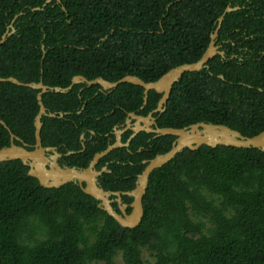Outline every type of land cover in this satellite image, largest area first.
<instances>
[{"label":"trees","instance_id":"16d2710c","mask_svg":"<svg viewBox=\"0 0 264 264\" xmlns=\"http://www.w3.org/2000/svg\"><path fill=\"white\" fill-rule=\"evenodd\" d=\"M45 1L0 0V38L22 13L13 22L15 33L0 45V77L60 88L76 75L109 82L132 75L153 82L196 62L217 18L227 6L240 7L225 14L218 38L228 40L226 58L243 61L216 55L208 69L184 73L157 125L205 122L246 137L264 130V55L258 60L264 52V0H52L43 6ZM36 7L41 10L32 11ZM83 87L42 96L48 112L66 113L42 118L43 147L78 151L80 134L86 130L89 138V130L95 132L84 151L61 159L68 167L86 168L113 141L105 135L142 105L138 86L121 84L110 94L98 85ZM36 95L29 87L0 82V120L30 146ZM159 98L150 91L137 113L154 110ZM174 139L139 133L128 147L99 161L96 169L111 161L100 186L130 191L142 161L167 152ZM8 145L9 133L0 124V148ZM27 171L19 160L0 162V264H116L119 254L123 264H144L143 251L152 264H264V152L258 149L202 146L176 154L150 174L143 216L132 229L98 209L76 183L46 189ZM112 208L119 213L116 202Z\"/></svg>","mask_w":264,"mask_h":264},{"label":"water","instance_id":"95a60500","mask_svg":"<svg viewBox=\"0 0 264 264\" xmlns=\"http://www.w3.org/2000/svg\"><path fill=\"white\" fill-rule=\"evenodd\" d=\"M51 1L52 0H46L43 6ZM57 2L59 3L60 0H57ZM170 5L171 4L168 6ZM238 9V7L227 6L223 14L217 18L216 27L209 37V44L196 62L178 65L168 70L153 82H144L139 77L132 75L123 76L114 82H109L102 78L87 80L81 75H76L72 77L69 86L66 88H60L46 86L41 80L37 83H21L14 77H0V82H10L17 86L29 87L36 90V100L38 104V112L33 120L34 143L32 146L24 143L20 138L12 134L5 123L0 120V124L9 133V145L0 148V162L19 160L28 168L27 175L35 178L39 185L46 189H57L67 183H76L84 194L92 197L98 202V209L104 211L108 216L113 218L120 227L132 229L141 222L143 216L142 198L146 192L150 174L155 169L160 168L171 161L176 154L182 152L184 149L195 151L202 146L210 148H215L217 146H231L234 148H255L264 152V130L252 137H246L225 125L205 122L191 124L184 128H160L156 127V119L153 117V114L159 116L165 111L172 87L184 73L199 72L203 69H208L209 67L207 66V63L210 59L214 58L216 55L224 57V52L220 51L219 46L216 44L218 31L224 20L225 14ZM38 10H41V8L36 7L32 9V11ZM21 14L22 13L15 16L11 21L7 32L0 38V45L4 44L7 38L15 33L13 22ZM41 48L43 49L44 55V47L42 46ZM219 78L223 79L221 75ZM79 84H82L84 88L98 85L102 90H107L108 92L116 89L121 84L138 86L143 89V105H146L148 93L150 91L160 95V98L157 108L148 114V116H136L134 113H130L129 118L125 121V128L123 130H119L115 126V142L108 145L104 150L95 153L86 168L59 166L57 163L59 154L54 148L42 146L40 133L43 126V117L62 118L66 113L48 112L42 103V96L49 92L66 94L71 91L73 86ZM81 90L79 92H81ZM132 119L135 121L133 124L131 123ZM152 126H154V128H152ZM128 130L131 131V134L126 142L122 143L120 135ZM141 132L147 134L153 133L156 134L157 137L172 136L175 139L172 142L171 148L167 152L157 154L152 159L142 161L144 168L141 173L137 175L133 189L127 192H111L104 190L98 183V178L101 176L105 168H102L101 170H96L95 168L99 160L107 156L114 149L128 147L131 140ZM81 138L83 139V136ZM14 141L19 142L20 145L15 144ZM47 151H52L53 154L47 157ZM122 196L130 198L131 202L129 204L123 203ZM113 202H116L119 213L113 210ZM128 208H130L129 213H127Z\"/></svg>","mask_w":264,"mask_h":264},{"label":"flooded vegetation","instance_id":"af4514ba","mask_svg":"<svg viewBox=\"0 0 264 264\" xmlns=\"http://www.w3.org/2000/svg\"><path fill=\"white\" fill-rule=\"evenodd\" d=\"M239 9H240V7H238ZM238 9V10H239ZM245 33H243L242 35H244ZM252 37V36H251ZM240 38V36L237 38V39H239ZM228 42V40L227 41H220L219 40V38H217V40H216V44L219 46V50L220 51H223L224 52V57H222V59H233V58H238V60L240 61V62H242L243 61V57L242 56H240V57H238V56H235V55H230L228 58H226V53H225V51L223 50V47H224V45L226 44ZM239 43V42H238ZM235 43H232V45H234ZM246 54V52H244L243 53V55H245ZM263 57V53L260 55V57L258 58V60L259 59H261ZM246 59H249V57H247ZM84 88V87H83ZM83 88H82V90H83ZM81 90V89H80ZM81 90V91H82ZM100 91H103V92H105V94H110L111 92H108L107 90H102L101 88H100ZM143 98V97H142ZM159 101V100H158ZM158 101H157V104H158ZM157 104H156V108H157ZM146 105H147V103H146ZM146 105H143V99H142V105L139 107V109L136 111V112H127L126 113V117H125V120H124V122H123V124H120V125H116V127H117V129H119V130H123L124 128H125V121H126V119H128L129 118V114L130 113H134L136 116H143V117H146V116H148V114H150L152 111H150V112H148L146 115H141V114H138L137 112L138 111H141V110H143V108L146 106ZM84 108V105L82 106V108L81 109H83ZM155 108V109H156ZM154 109V110H155ZM161 115V114H160ZM159 115V116H160ZM159 116L157 115V114H153V117L156 119V127H158V125H157V119L159 118ZM135 121H134V119H132L131 120V123L133 124ZM115 127V126H114ZM114 127L112 128V131L110 132V133H108V134H106L105 136H109V134H112L113 135V141L110 143L109 142V140H108V145H111V144H113L114 142H115V134H114ZM152 128H154V126H152ZM128 131H130V130H128ZM128 131H125V132H123V133H121V135H120V137H121V142L122 143H125V142H123L122 141V139H123V136L126 134V132H128ZM85 132H86V130H84L81 134H80V136H79V140H80V145H81V149L80 150H78V151H69V152H67V153H61L60 152V147L58 146V147H53V146H49V147H47V148H54L55 149V151L59 154V157H58V159H57V163H58V165L59 166H66L65 164H63V163H61V159L63 158V157H65V156H70V155H73V154H75V153H81L82 151H84L85 150V142H87V141H89V140H91V138L95 135V132L94 131H92V130H89V133H90V137L89 138H86L85 137ZM147 134V133H146ZM151 135H152V139H156V138H158L157 137V135L156 134H153V133H150ZM83 136V139L81 138ZM130 136V135H129ZM129 138V137H128ZM127 138V139H128ZM126 139V140H127ZM107 145V146H108ZM120 148H126V147H120ZM117 149H119V148H117ZM114 150H116V149H114ZM112 152V151H111ZM53 154V152L52 151H47L46 152V156L47 157H49V156H51ZM106 157V156H105ZM101 160V159H100ZM99 160V161H100ZM144 161V160H143ZM89 164V163H88ZM98 164H99V162H98ZM98 164L96 165V167L98 166ZM110 164H111V161H107V162H105L102 166H100L98 169H96V170H101L102 168H105V170L103 171V173H109L110 172V170L108 169L109 168V166H110ZM88 166V165H87ZM95 167V168H96ZM102 173V174H103ZM101 174V175H102ZM98 183H99V178H98ZM114 203V202H113ZM112 203V204H113Z\"/></svg>","mask_w":264,"mask_h":264},{"label":"rangeland","instance_id":"374dc122","mask_svg":"<svg viewBox=\"0 0 264 264\" xmlns=\"http://www.w3.org/2000/svg\"><path fill=\"white\" fill-rule=\"evenodd\" d=\"M143 260H144V264H152L153 263V259L149 256L147 251H143ZM115 263L116 264H123L120 254L118 256H116ZM91 264H104V263L99 262V263H91Z\"/></svg>","mask_w":264,"mask_h":264}]
</instances>
